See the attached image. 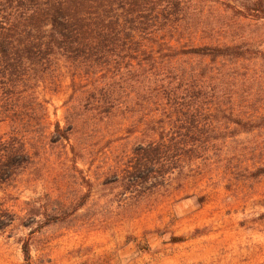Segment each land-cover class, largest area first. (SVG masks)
Returning a JSON list of instances; mask_svg holds the SVG:
<instances>
[{"label": "trees", "instance_id": "trees-1", "mask_svg": "<svg viewBox=\"0 0 264 264\" xmlns=\"http://www.w3.org/2000/svg\"><path fill=\"white\" fill-rule=\"evenodd\" d=\"M245 23L264 28V0H0V190L34 165L31 149L130 141L132 172L104 175L157 186L263 129L264 36L237 35ZM65 81L61 125L39 90ZM117 120L127 134L112 139ZM38 216L20 223L37 231L60 215ZM16 219L0 205V231ZM21 250L32 264L27 240Z\"/></svg>", "mask_w": 264, "mask_h": 264}, {"label": "rangeland", "instance_id": "rangeland-1", "mask_svg": "<svg viewBox=\"0 0 264 264\" xmlns=\"http://www.w3.org/2000/svg\"><path fill=\"white\" fill-rule=\"evenodd\" d=\"M237 28L239 36H264L253 23ZM69 95L67 81L55 93L39 90L51 122L64 124ZM120 123L112 139L126 136L129 124ZM7 131L0 124V135ZM103 143L74 153L68 145L30 150L34 165L0 190L1 207L18 218L0 231V264H24L22 240L32 264H264V175H256L264 167V128L238 134L227 150L157 186L106 178L110 167L131 171L121 156L132 143ZM31 211L41 222L42 214L60 216L35 231L36 224L20 223ZM177 237L183 241L174 243Z\"/></svg>", "mask_w": 264, "mask_h": 264}]
</instances>
